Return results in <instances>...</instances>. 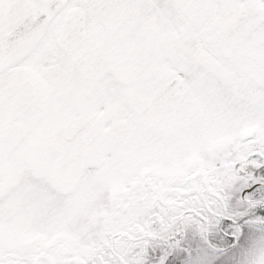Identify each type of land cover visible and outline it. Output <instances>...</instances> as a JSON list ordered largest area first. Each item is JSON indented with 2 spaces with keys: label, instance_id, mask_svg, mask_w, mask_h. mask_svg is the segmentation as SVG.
I'll return each mask as SVG.
<instances>
[{
  "label": "snow or ice",
  "instance_id": "obj_1",
  "mask_svg": "<svg viewBox=\"0 0 264 264\" xmlns=\"http://www.w3.org/2000/svg\"><path fill=\"white\" fill-rule=\"evenodd\" d=\"M0 264H264V0H0Z\"/></svg>",
  "mask_w": 264,
  "mask_h": 264
}]
</instances>
